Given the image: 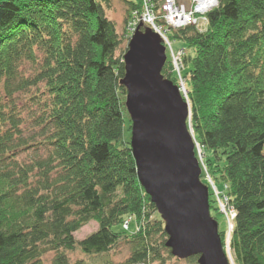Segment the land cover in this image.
Instances as JSON below:
<instances>
[{"label":"trees","instance_id":"obj_1","mask_svg":"<svg viewBox=\"0 0 264 264\" xmlns=\"http://www.w3.org/2000/svg\"><path fill=\"white\" fill-rule=\"evenodd\" d=\"M112 1L0 0V264H44L51 251L53 264H71L67 252L77 246L103 255L123 241L131 254L118 264L174 257L130 146L123 40L106 12ZM124 1L134 21L141 0ZM150 1L157 11L163 0ZM207 17L206 30L170 31L186 44L191 125L236 210L235 263L264 264V0H219ZM169 58L162 73L176 82ZM28 62L35 73L26 76ZM30 92L40 111L28 113L48 155L25 163L21 151L39 145L23 132L15 95ZM210 208L218 220L211 193ZM130 215L138 231L124 228ZM92 220L98 230L77 241L74 233Z\"/></svg>","mask_w":264,"mask_h":264},{"label":"water","instance_id":"obj_2","mask_svg":"<svg viewBox=\"0 0 264 264\" xmlns=\"http://www.w3.org/2000/svg\"><path fill=\"white\" fill-rule=\"evenodd\" d=\"M166 46L151 27L139 23L124 54L130 146L141 185L156 205L168 234L166 246L180 259L230 264L219 222L212 216L209 189L187 123L190 104L162 75Z\"/></svg>","mask_w":264,"mask_h":264},{"label":"rangeland","instance_id":"obj_3","mask_svg":"<svg viewBox=\"0 0 264 264\" xmlns=\"http://www.w3.org/2000/svg\"><path fill=\"white\" fill-rule=\"evenodd\" d=\"M179 1H180V3L185 4L187 7H188V5L191 4V0H179ZM218 4H219V1H218ZM218 4H216L215 7H217ZM127 8H128L127 4L125 3L124 0H113L112 6L106 10L107 16L110 19H112L113 21H115L116 26H117V30L120 33V35L122 36L123 41H122L121 47L119 48V51L117 53H124V54L126 53V48L128 47V43L130 41V36L132 35V32H133V28L131 27V24L133 22V20H132L133 18H131V20H132V21L130 20L131 22H127V18H128V9ZM138 12L140 13L141 11L139 10ZM160 12H161V9L159 11L157 10L158 14H161ZM159 20L166 23V20L163 17L162 18L160 17ZM147 26H150V25H147ZM170 28L174 29V27H170ZM176 28L180 29L179 27H176ZM164 29L167 30V32H166V30H164V33H166V35H167V39L169 40V42L171 40V43H172L171 49L173 50L174 54H172L169 46L167 48V46L165 45L166 41L163 40L164 45L166 46L167 60H168V56H169L170 57L169 59H171V62H172V59L176 55H178L180 53V51L183 50L184 47L186 48V44L181 40L172 39L171 33L168 31V29L166 27H164ZM185 54H186V50H184V55ZM182 60H183V56H182ZM34 68H35L34 64L31 62H28L24 65L23 72L25 73L26 76L32 75L35 73ZM183 70H184V68H183ZM162 71H163V69H162ZM173 72H175V70ZM162 75H163V73H162ZM166 79H169V78H166ZM177 79L178 78L175 77L176 82H174L172 79H169V80L173 81L174 84L178 86L184 100L190 104V102L188 101L189 90H188L187 82L183 78L185 85L187 87L186 89H184V88H182L180 78H179L178 82H177ZM33 92H30L28 94L17 93L15 95L17 108L20 111L24 112L25 123L23 124V132L29 139L33 140L32 141L33 143H38V145H39V148H35V146H27V147H25L24 150L21 151V153L18 155L17 159L19 161L25 162V163H29L31 161V159L35 156H41V157L45 158L48 155L47 147H45L44 145L41 144L42 142H44V138L42 136H40L37 127H35V125H34V120L31 119L32 115L28 113V111H40L39 106H37L36 103L31 100V95ZM126 93H127V89H126ZM126 101H127V94H126V98H125V107H126V110L128 112L129 119L131 120L130 113H129L128 108L126 106ZM191 114H192V111H191V105H190V114H189L187 123H188L190 130H191V133L193 135V139L195 142L196 156L198 157L199 162H200V166L202 168L203 177H202V174H201V177L203 178V182L206 181L209 183L207 185L208 189H209V201H210V193H211L212 197L215 199L216 205L219 207V211L222 214L218 217V220L215 217L214 218L219 222L220 230H225L226 239H225V243L223 245H224V249L226 250L227 255L229 256L230 264H236L234 261L232 252H231V238H232L231 233L232 232H229L228 228H227L228 226L229 227L231 226L230 218H233V213L230 210L229 211L227 210L228 209L227 204H230V198L227 195L228 185L218 183L216 181V179L214 178L211 169H209V166L207 163V155L212 156V153L210 151L206 152L205 149H203V147L196 140L193 129H192V125H191ZM127 125L128 126L131 125V127H132V121H131V123H128ZM131 135H132V130L130 131V135H129L130 140H131ZM224 208L226 209V211H228L227 212L228 214L224 213L225 212L223 210ZM133 216H135V215H133ZM129 222H130V225H129V228L127 230L129 232L130 231L131 232L138 231V228H139L138 222H136L133 219H129ZM124 223L126 224V221ZM98 228H99V223L95 220H92L89 223L82 226L78 231H76L74 233V237L77 241H82L83 239L88 237L90 234L96 232L98 230ZM67 254L70 258L71 264H74L78 260H84L87 264H98V263H103V262L104 263L108 262V264H111V263L118 264V263H124L129 258L130 254H131V245L129 243L123 241L116 249L112 250L111 252H109L107 254H103V255H87L82 251L80 246H77L74 250L68 251ZM173 256H174L173 259L169 260V264H197V262L192 260L191 257L186 258V259H180V258L176 257L175 255H173ZM54 257H55V252L51 251V252L47 253L44 256V264H53Z\"/></svg>","mask_w":264,"mask_h":264},{"label":"built area","instance_id":"obj_4","mask_svg":"<svg viewBox=\"0 0 264 264\" xmlns=\"http://www.w3.org/2000/svg\"><path fill=\"white\" fill-rule=\"evenodd\" d=\"M167 2V5H163V9H161V14H158L155 10H153L152 3H150V0H144V7L142 8L141 12L139 13L138 11L134 12V21L132 24H137L139 23V20L150 24L155 21V24H151L152 26L157 24V21L159 18L163 17L165 18L166 22L170 24V27H182L183 25L188 26V25H194L198 26L201 29H205V27L208 25V17L207 14L210 10L215 8L216 4H218L219 0H191V6L188 5V7L183 4L178 2L177 0H165ZM190 6V7H189ZM132 26V25H131ZM133 28V27H132ZM157 31H159V34L161 35L162 39L166 41L165 45L170 47V50L173 53V50L171 49V40L167 39L166 33H164V27L159 26L158 28H155ZM167 32V30H166ZM184 54V49L181 50V52L176 55L172 59V65H173V70H175L176 74L179 75V78L181 80L182 88L186 89V85L184 82V79L182 77V70L184 68L182 56ZM228 206V211L230 210L233 213V219L236 217V211L233 207ZM226 208V207H225ZM223 209L225 213L226 209ZM228 214V213H227ZM130 223L126 222L124 223V228L128 229Z\"/></svg>","mask_w":264,"mask_h":264},{"label":"bare ground","instance_id":"obj_5","mask_svg":"<svg viewBox=\"0 0 264 264\" xmlns=\"http://www.w3.org/2000/svg\"><path fill=\"white\" fill-rule=\"evenodd\" d=\"M132 3H135V4H137L138 2L136 1V0H130ZM113 2V1H112ZM150 2H152V1H150ZM125 3L127 4V2L125 1ZM141 3H142V8L144 7V0H141ZM164 4H166L167 5V2L165 1V0H163L162 2H160L159 4H158V9L157 10H160V9H163V5ZM128 6V5H127ZM152 7H153V10H155L156 11V5L153 3L152 4ZM142 10V9H141ZM140 10V11H141ZM133 12H135V11H139V10H137V9H135V10H132ZM157 12V11H156ZM144 23V27H152V30L154 31V32H156V33H158L159 34V31L157 32V30L155 29V28H158L159 26H163V27H166L167 29H168V31L170 32V30L171 29H173V28H170V24L169 23H164L163 21H160V20H158L157 21V24L156 25H154V26H152L153 24H155V21L153 22V23H150V24H148V23H145L144 21H142V18H141V20H139V23ZM139 23H137V24H131L132 26L131 27H133V32H132V35L130 36V39H131V37L133 36V34L136 32V30H137V26L139 25ZM152 24V25H151ZM147 25H150V26H147ZM208 26V25H207ZM207 26L205 27V29L203 28V30H206L207 29ZM186 26L185 25H183L182 27H180V29L181 28H185ZM196 28L198 27V26H195ZM199 29H201L200 27H198ZM197 28V29H198ZM174 29H177V28H174ZM200 31V30H199ZM160 35V34H159ZM160 37H161V35H160ZM162 38V37H161ZM129 44V43H128ZM163 44H164V42H163ZM127 50H128V47H127V49H126V52H127ZM181 52V51H180ZM183 57H184V54H183ZM123 58H124V55H123ZM166 64V63H165ZM171 65H172V62H171ZM172 70H173V65H172ZM174 71V70H173ZM175 73V72H174ZM182 77L185 79V81L187 82V78L184 76V73H183V70H182ZM175 75V77L176 78H178L177 79V82L179 81V75L178 74H174ZM186 87V86H185ZM187 88V87H186ZM201 181L203 182V178L201 177ZM205 185H208L209 183L208 182H206V181H204L203 182ZM152 201V200H151ZM229 206H231V204H229ZM232 207V206H231ZM236 211V210H235ZM225 213V212H224ZM229 216V215H228ZM128 218L129 219H133V220H135L136 222H138L137 221V219H136V217L135 216H133V215H130V216H128ZM128 218H126V222H129V219ZM130 223V222H129ZM230 224H231V226L229 227H227L228 228V231L229 232H232L233 233V230H234V225H235V218L233 219V218H230ZM219 232H220V229H219ZM231 233V234H232ZM226 251V250H225ZM171 253H172V251H171ZM196 256V255H195ZM193 257V256H192ZM199 258V257H198ZM198 262V261H197Z\"/></svg>","mask_w":264,"mask_h":264}]
</instances>
